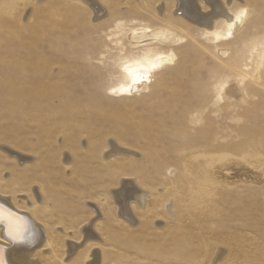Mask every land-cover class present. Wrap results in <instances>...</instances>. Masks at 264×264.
<instances>
[{
  "label": "rangeland",
  "instance_id": "obj_1",
  "mask_svg": "<svg viewBox=\"0 0 264 264\" xmlns=\"http://www.w3.org/2000/svg\"><path fill=\"white\" fill-rule=\"evenodd\" d=\"M102 2L110 16L98 22L80 0H0V111L15 113L0 112V145L34 159L22 167L0 149V192L38 213L33 187L79 190L83 199L66 201L71 214L42 218L81 247L87 202L100 205L104 264H211L218 248L220 263L264 264V52L256 55L264 0L248 5V23L222 43L224 24L206 34L174 15L173 0L162 15L155 0ZM147 27L154 39L135 44L132 30ZM159 55L174 61L153 78L151 94L109 98L124 81L122 65ZM185 97L193 109L182 108ZM27 104L42 115L34 130L21 121ZM110 143L129 153L106 157ZM123 179L146 191L145 206L133 204L136 227L111 200ZM79 204L86 210L72 213ZM86 245L70 258L59 241L44 264H84Z\"/></svg>",
  "mask_w": 264,
  "mask_h": 264
},
{
  "label": "bare ground",
  "instance_id": "obj_2",
  "mask_svg": "<svg viewBox=\"0 0 264 264\" xmlns=\"http://www.w3.org/2000/svg\"><path fill=\"white\" fill-rule=\"evenodd\" d=\"M80 1L83 2L84 4H87L90 8L94 10L92 11L94 15V20H97L98 22H102L110 16L108 12L109 10L106 9L102 0H80ZM136 1L141 2V0H136ZM155 1L157 2V10H158L157 12L159 15H162L166 7L167 1L170 0H155ZM238 2L239 0H173V7H174L173 9L175 16L180 15V17H182V20H185L186 22L193 24L196 28L202 30L203 32L209 35L217 34L216 33L217 26L220 24H224L227 27L225 36L223 35L216 36V40L222 43V41H224L225 38L229 36L231 38V36L238 29H240L239 27L243 26L244 23L247 22L250 13L254 12V10L252 11L248 5L252 3H253L252 5L257 4L256 0H243L244 3L243 5L239 4ZM234 5L235 7L236 6L240 7L239 13L233 12L232 9L235 8ZM241 12H244L245 15L238 20L237 16H239ZM253 21H255V19H253ZM151 30H149L148 27L142 29L135 28L132 30V33H130L131 34L130 37L135 44L143 45L148 40L154 39V32ZM218 30H220V28ZM261 51L262 53L264 52V41H261V45H259L256 55L259 56ZM226 52H227L226 50L223 51V54H225ZM173 61L174 59L173 56L171 55H159L156 57L143 58L140 60H136L134 62H129V63L126 62L124 65L121 66L124 81L110 88L109 98L121 99V98L136 97V96L140 97L151 94L153 78L164 67L172 64ZM153 63L158 64L159 67L152 70L151 72H146L145 70L148 69L150 65ZM263 67H264V59L260 70H262ZM145 74H147L149 77L147 80H137L136 83H133L134 75L139 77ZM256 79L260 80L259 75L256 76ZM121 89H129V91L121 92L120 91ZM223 90L225 94H228L231 97H234V95L236 94L234 91V87H232L228 82L223 85ZM192 106L194 105L191 104L190 98L185 97L182 102V108L184 107V110L193 109ZM53 111L55 112V110ZM53 111L51 110L50 112ZM0 112L7 113V115L9 116V117L7 116L8 118H11L10 115L15 114L14 111L1 110ZM68 112L69 111H67L66 114ZM38 113H40L39 108H34L29 104H27L25 105L24 110L21 111L20 113L22 118L21 121L25 122L26 126L30 130H34V128L36 129L38 127L39 116L42 117V115ZM172 117H173L174 125L176 123L179 124L180 121L182 125L185 123V122L182 123V118H180L181 116L173 115ZM64 142L65 144L64 143L63 144L65 146L66 141ZM117 145L114 143H110L111 150L106 155V157L129 153L126 150L123 149L121 150ZM8 147L9 146L5 147L0 145L1 151L6 153L9 157L17 160L16 163L18 162V164L20 166L22 165V167L27 164L29 165V163H31L34 160L32 157L20 153L22 151H16L17 150L16 148H14L16 150H12ZM63 159L65 160V162H67L65 163L66 165L69 164L70 162L69 157ZM135 183L133 182L132 179H123L120 181L119 187L116 186L117 188L110 190L111 200L116 206V212H117L116 216L132 227H136L139 224L138 223L139 219L137 220L136 216H134L133 213L134 212L133 204L139 206L140 208H143L146 204V198H145L146 191L139 188L138 184L136 185ZM38 189H39L38 187L37 189L34 187L32 188V195L34 196V198L31 199V200L35 199L36 207H37L36 209L38 213L30 211V209L28 208L25 209L24 207H21L16 202V200L14 201L10 197H8L7 194L0 192V264H44V261L47 263L52 257H46V256L44 257L43 253L45 252L47 253V251L50 250V248L53 246H58L59 241L63 242L64 253L62 254L65 255L68 254L70 258L75 252H78L80 248H82V246L84 245L87 246L86 244H89L88 247L91 246L92 247L91 248L87 247V249L89 250L84 259L86 260L84 261L85 262L84 264H104L102 249L99 246H97L99 242L105 244L104 243L105 239L102 238L103 236L102 237L99 236L100 231L98 228L100 226V224L98 223L104 222L103 221L104 219L98 220V218L104 216L102 207L99 205L98 208V206L95 205L97 203L87 202L88 207L91 209L90 211H92V214L89 215L88 218H86L87 221L84 222L85 225L80 230V239H81L80 241L84 240V244L81 247H79V245L76 246L75 242L69 241L67 236H65V238H62L61 234L57 231V227H56L57 223L59 222H56L54 229L53 228L48 229L47 228L48 222L46 223L44 218H42V215L44 213L46 215H51L52 218L59 214L61 215L67 212L69 213V210L66 208V203H67L66 201L70 198L73 199L72 201L74 202H77L76 200L79 201L80 199H83L78 192L79 190L74 191L75 189L72 186H68L67 188H61V189H59L58 187L55 188L47 187L46 190L39 189V192ZM60 194L62 195L60 196ZM31 200L29 201L31 202ZM26 203L28 204V201L25 202V204ZM83 203L84 201L82 202V204ZM173 207L174 206L171 207L170 205H167V208L170 212L172 210L171 208ZM85 210L86 207L81 205L80 207L78 206V210H74L72 213L81 214ZM56 213L58 214L56 215ZM47 221H49V219ZM177 240L175 239L174 242L177 243ZM55 251H56V247H55ZM80 252L82 251H79V253ZM215 252H214V256L213 254L211 255L213 256V258H211L212 261L210 260L211 264H229V263L219 262V260H221V258L225 255L224 251L218 248L217 252L216 253ZM64 258H66L65 260L66 262L67 260L70 259V258L67 259V257ZM73 258L70 260L72 261L71 264H80L79 261L77 262V260L76 259L73 260ZM167 264H182V261H172Z\"/></svg>",
  "mask_w": 264,
  "mask_h": 264
},
{
  "label": "snow or ice",
  "instance_id": "obj_3",
  "mask_svg": "<svg viewBox=\"0 0 264 264\" xmlns=\"http://www.w3.org/2000/svg\"><path fill=\"white\" fill-rule=\"evenodd\" d=\"M244 15H245V13H244V12H241L240 15L237 16V19L239 20V19H240L241 17H243ZM157 67H159V65L153 63V64H151L150 67H149L148 69H146L145 71H146V72H151L152 70L156 69ZM148 78H149V77H148L147 74H145V75H143V76H139V77H137V76L134 75V76H133V83H136L137 80H147ZM120 91H121V92H127V91H129V89H121Z\"/></svg>",
  "mask_w": 264,
  "mask_h": 264
}]
</instances>
